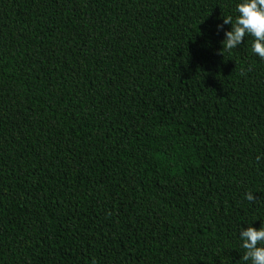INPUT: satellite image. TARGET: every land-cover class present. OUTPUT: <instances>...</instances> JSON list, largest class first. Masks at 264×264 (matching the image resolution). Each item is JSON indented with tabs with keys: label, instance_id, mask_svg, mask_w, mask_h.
Masks as SVG:
<instances>
[{
	"label": "trees",
	"instance_id": "1",
	"mask_svg": "<svg viewBox=\"0 0 264 264\" xmlns=\"http://www.w3.org/2000/svg\"><path fill=\"white\" fill-rule=\"evenodd\" d=\"M236 2L0 0V264H246L264 60L219 43Z\"/></svg>",
	"mask_w": 264,
	"mask_h": 264
},
{
	"label": "clouds",
	"instance_id": "2",
	"mask_svg": "<svg viewBox=\"0 0 264 264\" xmlns=\"http://www.w3.org/2000/svg\"><path fill=\"white\" fill-rule=\"evenodd\" d=\"M235 13L234 16H223L215 24L216 35L222 34L219 41L222 49L236 48L248 35L252 53L264 60V0H237ZM225 25H230V29ZM244 198L247 201L256 199L250 191L245 193ZM245 225H240L238 231L240 247L244 249L243 260L246 264H264V226Z\"/></svg>",
	"mask_w": 264,
	"mask_h": 264
}]
</instances>
